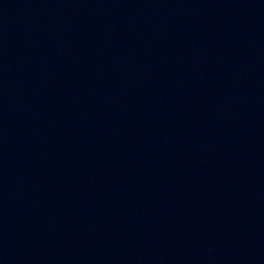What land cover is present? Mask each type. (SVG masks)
<instances>
[{"label": "water", "instance_id": "obj_1", "mask_svg": "<svg viewBox=\"0 0 264 264\" xmlns=\"http://www.w3.org/2000/svg\"><path fill=\"white\" fill-rule=\"evenodd\" d=\"M0 264H264V0H0Z\"/></svg>", "mask_w": 264, "mask_h": 264}]
</instances>
